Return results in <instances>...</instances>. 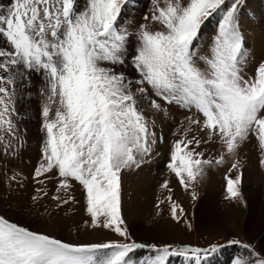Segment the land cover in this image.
I'll return each mask as SVG.
<instances>
[{
	"label": "snow or ice",
	"instance_id": "obj_1",
	"mask_svg": "<svg viewBox=\"0 0 264 264\" xmlns=\"http://www.w3.org/2000/svg\"><path fill=\"white\" fill-rule=\"evenodd\" d=\"M141 21L129 19L133 0H9L0 4V157L22 156L27 119L17 107L38 95L37 162L32 170L3 165L7 186L33 204H79L84 227L115 238L65 239L0 212V264H211L238 246L231 264H264V247L230 232L206 245L130 231L123 177L156 162L171 136L166 174L154 204L193 230L173 180L193 202L214 169H225L227 201L246 205L242 149L255 141L264 168V53L247 47L246 0H148ZM215 21L213 34L205 29ZM264 23V21H262ZM207 41V43H206ZM131 69V71H129ZM167 128V134L165 129ZM31 164V160H29ZM51 185V188L49 187ZM148 255L134 259L138 250Z\"/></svg>",
	"mask_w": 264,
	"mask_h": 264
},
{
	"label": "rangeland",
	"instance_id": "obj_2",
	"mask_svg": "<svg viewBox=\"0 0 264 264\" xmlns=\"http://www.w3.org/2000/svg\"><path fill=\"white\" fill-rule=\"evenodd\" d=\"M263 2L264 0H246L247 7L244 10L247 47L257 59L264 53ZM8 3L9 0H0L2 5ZM133 3L135 7L130 10L129 19L141 21L142 15L148 11V8L144 6L148 0H133ZM214 26L215 21L205 29L207 37L213 34ZM41 86L42 78L34 75L30 85L31 96L29 97L25 93V99L17 105L21 116L27 117L21 125L27 129V142L21 157L11 161L0 157V171L3 170V165L7 164L10 168L23 169L25 173H29L32 170V165L37 162L40 149L38 141L42 136L39 131L40 118L38 116L39 106L43 101V97L38 95ZM165 132L167 134V128ZM170 141L171 136L168 135V140L158 146L162 155L155 163L139 170L127 172L123 177L124 215L133 235L142 237L145 241H148L150 237H161L169 240H183L196 245H206L207 241L213 239L223 243L225 236L230 232H236L245 239L252 238L254 243L264 247V168L257 165L259 151L255 146V141L242 149V158L247 161L242 181L246 205L224 199L226 184L224 168L214 169L210 172L199 189L200 199L196 202H193L190 196L173 180L175 198L181 201L193 223V230L190 232L185 229L182 222L177 223L171 219L167 205L164 206L159 217L155 215L154 204L158 196L159 183L166 174V168L163 165L169 154ZM29 160H31V164H29ZM33 186L30 183L27 191L17 189L15 185L9 188L3 176L0 175V212L8 211L14 218L23 219L34 227L38 226L47 231H53L65 239L99 241L107 237L115 238V234L107 229L94 230L84 227L88 216L84 210V200L79 188H76L74 193L80 200L79 204H69L57 208L50 198L33 204L30 199ZM49 187L51 188V185ZM211 202L216 204L223 217L219 221V225L205 223L204 226H201L199 212ZM130 207L139 208L142 217L137 214L129 217L127 208ZM158 223L165 225L169 231L163 232L157 229L156 224ZM144 226H147V229ZM239 251L238 246L226 247L211 257V264H217V262H219L218 264H231V259ZM217 255L220 259L216 257ZM140 257L141 255L137 251L134 259L139 260ZM171 264H183V260L173 257Z\"/></svg>",
	"mask_w": 264,
	"mask_h": 264
},
{
	"label": "bare ground",
	"instance_id": "obj_3",
	"mask_svg": "<svg viewBox=\"0 0 264 264\" xmlns=\"http://www.w3.org/2000/svg\"><path fill=\"white\" fill-rule=\"evenodd\" d=\"M264 4V2H263ZM264 9V8H263ZM254 18V17H253ZM149 172V171H148ZM127 213H128V216L131 217V216H135V214H137L138 216H141V210L139 208H133V207H130L129 209L127 208ZM199 219H200V223H201V226L205 225V223H219V221L222 219V213L221 211L218 209V207H216V204H214V202L208 204L205 209L201 210L199 212ZM128 217V218H129ZM142 217V216H141ZM133 218V217H132ZM140 219V218H139ZM142 220V219H141ZM153 223V222H152ZM139 224V223H138ZM219 225V224H218ZM145 229H147V226H144ZM156 227H158L157 229H159L160 231H169V229H167V227L161 223H158L156 224ZM224 227V226H223Z\"/></svg>",
	"mask_w": 264,
	"mask_h": 264
},
{
	"label": "crops",
	"instance_id": "obj_4",
	"mask_svg": "<svg viewBox=\"0 0 264 264\" xmlns=\"http://www.w3.org/2000/svg\"><path fill=\"white\" fill-rule=\"evenodd\" d=\"M194 245H196V244H194ZM140 251H141V254H142V255H143V254H148V252H147L146 250H144V249H141Z\"/></svg>",
	"mask_w": 264,
	"mask_h": 264
}]
</instances>
